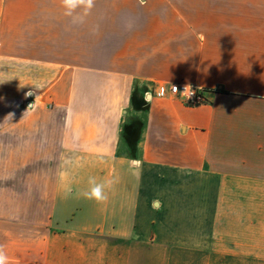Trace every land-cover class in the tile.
<instances>
[{
	"label": "crops",
	"instance_id": "crops-1",
	"mask_svg": "<svg viewBox=\"0 0 264 264\" xmlns=\"http://www.w3.org/2000/svg\"><path fill=\"white\" fill-rule=\"evenodd\" d=\"M0 143L8 264H264V0H0Z\"/></svg>",
	"mask_w": 264,
	"mask_h": 264
},
{
	"label": "rangeland",
	"instance_id": "rangeland-1",
	"mask_svg": "<svg viewBox=\"0 0 264 264\" xmlns=\"http://www.w3.org/2000/svg\"><path fill=\"white\" fill-rule=\"evenodd\" d=\"M21 74H20V79L19 81H22L21 78ZM27 77V75H26ZM32 75L30 80H32ZM27 82H29L27 80ZM33 90H30L29 92L26 93L25 97H28V93L32 92ZM30 97V96H29ZM28 97V98H29ZM11 104V103H10ZM23 107L25 109L26 106L23 105ZM19 113V112H17ZM14 115L16 117V112H14ZM20 117H18L19 119ZM18 120L15 121V123ZM11 129H14L13 127H10ZM14 139V138H13ZM3 147V146H2ZM0 148H1V143H0ZM8 155V161H14V164H17L18 160H21V153L20 151H16L14 150L13 154L11 152H6ZM6 153L4 152V149L2 152H0V162H5L6 160ZM5 164V163H3ZM21 171L18 168L13 167V169H9L8 167H6L5 165H0V178H1V183H0V188H4L7 191H9L8 197L9 199H7L6 202H2L0 203V209L4 210L7 209L8 211H12V212H20V210H24V209H30L32 212H36V210L41 209V207L48 205L49 201H43V200H39L36 199L35 197L39 198L40 195L39 193L44 190L45 186H37V185H33V186H29L30 187V197L31 199L29 201H21L19 199H21L20 195L23 194L21 189H22V184L19 182V179H21ZM9 176L10 178L13 176V181L10 183H5L4 180L6 176ZM8 179L9 181L11 179ZM4 182V183H3ZM33 194H35V196H33ZM23 196H25V194H23ZM33 198V199H32ZM65 205H69L68 203H65ZM36 214V213H35ZM30 219H33V221H36V219H38L37 215L31 217Z\"/></svg>",
	"mask_w": 264,
	"mask_h": 264
},
{
	"label": "clouds",
	"instance_id": "clouds-1",
	"mask_svg": "<svg viewBox=\"0 0 264 264\" xmlns=\"http://www.w3.org/2000/svg\"><path fill=\"white\" fill-rule=\"evenodd\" d=\"M60 2L64 9V15L71 17L73 24H82L87 15L95 6V0H60ZM173 90L177 92L175 87H173ZM184 94H187L188 98L194 94L190 85L185 86L182 95ZM12 115V113H9L6 118H12ZM88 183V190H85L81 193L84 198L98 203L107 201L108 194L106 189L111 188L113 181L98 183L96 178L90 177ZM68 191H71V189H68ZM0 264H8V256L6 255L3 246H0Z\"/></svg>",
	"mask_w": 264,
	"mask_h": 264
},
{
	"label": "built area",
	"instance_id": "built-area-1",
	"mask_svg": "<svg viewBox=\"0 0 264 264\" xmlns=\"http://www.w3.org/2000/svg\"><path fill=\"white\" fill-rule=\"evenodd\" d=\"M186 85H189V84H185V83L172 84L170 86L171 95L183 101L185 104L189 106H199L206 102L204 90L194 85H190L192 92L194 93L193 95H191L189 98L187 94L182 95ZM173 87L177 89V92L173 90Z\"/></svg>",
	"mask_w": 264,
	"mask_h": 264
}]
</instances>
